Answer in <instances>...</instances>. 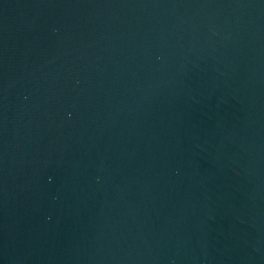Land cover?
I'll return each instance as SVG.
<instances>
[{"label": "water", "instance_id": "water-1", "mask_svg": "<svg viewBox=\"0 0 264 264\" xmlns=\"http://www.w3.org/2000/svg\"><path fill=\"white\" fill-rule=\"evenodd\" d=\"M0 264H264V0H0Z\"/></svg>", "mask_w": 264, "mask_h": 264}]
</instances>
